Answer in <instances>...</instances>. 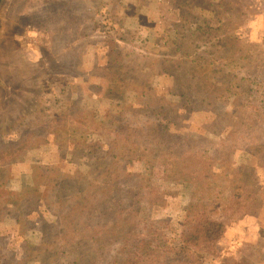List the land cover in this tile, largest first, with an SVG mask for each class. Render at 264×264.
I'll return each mask as SVG.
<instances>
[{
  "label": "rangeland",
  "instance_id": "obj_1",
  "mask_svg": "<svg viewBox=\"0 0 264 264\" xmlns=\"http://www.w3.org/2000/svg\"><path fill=\"white\" fill-rule=\"evenodd\" d=\"M166 1H9L0 48L1 83L11 84L8 98L0 87V223L6 222L0 227V246L18 252L22 237L13 226L15 221L30 225L24 239L45 249L51 247L58 224L85 223L92 211L91 182L110 179L113 161L119 159L117 152L131 147L123 143L125 134L135 138L141 133L135 121L120 117L119 109L125 100H135L136 90L147 98L155 93L157 66L140 56L147 50L145 37L152 35L143 18L161 23L160 8ZM227 1L233 8L229 21L236 35L263 46L259 55L252 56L254 65L249 64L245 81L248 86L262 82L264 89V0ZM194 26L195 19H181L175 40L185 45ZM108 36L117 40V49L126 59L129 84L123 92L106 98L103 93H108V80L102 78L96 55L103 56L101 47ZM186 53L182 51V59ZM98 59L106 66L104 56ZM242 75L246 76L245 69ZM245 87L220 103V112L231 113V126L217 117L202 130L207 145H224L232 134L237 150L230 157L231 172L236 179L242 178L245 193L252 194V206L244 215H227L229 231L218 242V255L206 264H264V131L250 134L243 124L249 120L239 98ZM167 98L178 100L179 95ZM92 112L99 121L117 127L109 125L92 133L79 122ZM12 147L16 149L12 161H6ZM129 156L124 154V160ZM145 167L144 163L133 166L137 174ZM247 173L250 183L244 181ZM155 180L165 190L180 189L175 181ZM5 212H10V217L5 218ZM173 218L178 224L179 208L173 209ZM104 222L120 242L133 240V225L113 216H106ZM57 261L56 255H49V264ZM174 264L199 263L183 259Z\"/></svg>",
  "mask_w": 264,
  "mask_h": 264
},
{
  "label": "trees",
  "instance_id": "obj_2",
  "mask_svg": "<svg viewBox=\"0 0 264 264\" xmlns=\"http://www.w3.org/2000/svg\"><path fill=\"white\" fill-rule=\"evenodd\" d=\"M226 2L167 0L160 8L161 23L143 18L152 35L145 37L147 50L140 56L157 66L155 80L159 86L150 98L136 90L135 100H125L119 109L120 117L135 121L141 133L135 138L125 134L123 143L131 147L117 152L119 159L113 161L110 179L91 182L92 211L83 225L58 224L51 247L45 249L24 239L30 225L15 221L13 226L22 237L19 250L0 246V264H49L52 254L58 258L52 264H174L183 259L206 264L218 255V242L231 223L227 215H244L252 206V194L245 193L242 178L236 179L231 172L230 157L237 150L232 134L224 145H207L204 124L212 125L221 117L230 122V127L231 113L220 112V103L229 101L232 93L246 85L239 94L249 112V120L243 124L250 134L264 131L262 82L248 86L245 81L249 64L254 65L252 56L259 55L263 46L236 35L229 21L233 8ZM185 17L195 19V26L183 45L175 39L177 26ZM104 41L107 44L103 42L101 51L106 66L98 62V57H103L100 54L96 55V65L102 78L107 77L109 90L103 94L109 98L128 86L129 72L117 40L108 36ZM183 50L187 53L182 59ZM244 69L246 76H240ZM0 87L8 98L11 84L1 83ZM170 94L179 95V99L167 98ZM79 122L92 133L114 126L99 121L93 112ZM14 147L6 161H12ZM246 150L251 151L249 147ZM261 152L264 154V145ZM124 154L130 156L124 160ZM137 163L146 165L138 174L133 168ZM156 177L175 181L180 189L165 190ZM245 178V182H251L249 173ZM174 208L180 210L178 224L173 218ZM10 215L5 212V218ZM106 216L133 225V240L120 242L118 234L106 228Z\"/></svg>",
  "mask_w": 264,
  "mask_h": 264
},
{
  "label": "water",
  "instance_id": "obj_3",
  "mask_svg": "<svg viewBox=\"0 0 264 264\" xmlns=\"http://www.w3.org/2000/svg\"><path fill=\"white\" fill-rule=\"evenodd\" d=\"M10 0H0V48H1V32H2V22L5 8L8 6Z\"/></svg>",
  "mask_w": 264,
  "mask_h": 264
},
{
  "label": "flooded vegetation",
  "instance_id": "obj_4",
  "mask_svg": "<svg viewBox=\"0 0 264 264\" xmlns=\"http://www.w3.org/2000/svg\"><path fill=\"white\" fill-rule=\"evenodd\" d=\"M1 79H2V76H1V74H0V83L2 82V80H1Z\"/></svg>",
  "mask_w": 264,
  "mask_h": 264
}]
</instances>
